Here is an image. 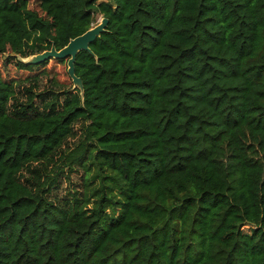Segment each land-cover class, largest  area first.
Listing matches in <instances>:
<instances>
[{"label":"trees","instance_id":"obj_1","mask_svg":"<svg viewBox=\"0 0 264 264\" xmlns=\"http://www.w3.org/2000/svg\"><path fill=\"white\" fill-rule=\"evenodd\" d=\"M99 14L84 95L40 91L68 59L18 55ZM0 56V264H264V0H0Z\"/></svg>","mask_w":264,"mask_h":264},{"label":"rangeland","instance_id":"obj_2","mask_svg":"<svg viewBox=\"0 0 264 264\" xmlns=\"http://www.w3.org/2000/svg\"><path fill=\"white\" fill-rule=\"evenodd\" d=\"M103 16L101 14L98 15L97 21L95 24H98ZM3 60V57L0 56V61ZM47 68L50 70L49 74H41L39 81V90L46 91L48 89H59L57 86L53 85V78L57 79L61 83L65 84L62 87H68L73 90V81L68 73V64L62 63L61 61L51 60ZM25 85H17L16 86V95L22 100L27 98V94L25 93L24 86ZM40 99H36V102L40 104ZM75 136L70 137L67 142L63 145V152H68L73 149L79 142L82 135V122L79 121L74 125ZM86 170L80 163H75L73 165L72 170H67L65 173H62L57 183L53 186L52 192L50 193V197L55 199L56 202L64 203L66 200H71L75 195L82 196L85 180H86ZM245 230L248 231L249 227H245Z\"/></svg>","mask_w":264,"mask_h":264},{"label":"water","instance_id":"obj_3","mask_svg":"<svg viewBox=\"0 0 264 264\" xmlns=\"http://www.w3.org/2000/svg\"><path fill=\"white\" fill-rule=\"evenodd\" d=\"M109 23L107 17H103L98 24H95L84 33L72 38L67 45L61 49H57L55 45L51 49L41 53L31 54L23 57L18 55V58L24 63L39 64L50 58L68 59V73L73 81V87L81 90L84 95V85L82 79L76 74L75 62L80 51L86 50L93 54L91 43L106 30Z\"/></svg>","mask_w":264,"mask_h":264}]
</instances>
